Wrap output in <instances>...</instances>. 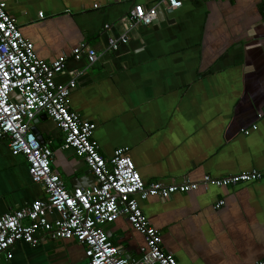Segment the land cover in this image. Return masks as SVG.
<instances>
[{
  "label": "crops",
  "instance_id": "crops-1",
  "mask_svg": "<svg viewBox=\"0 0 264 264\" xmlns=\"http://www.w3.org/2000/svg\"><path fill=\"white\" fill-rule=\"evenodd\" d=\"M156 1L6 0V12L41 60L70 55L81 44L103 52L93 65L69 58L55 81L65 84L79 72L69 108L96 125L93 141L105 159L127 148L145 183L167 185L263 170L264 119H257L264 108L262 0H185L179 9H159L152 25L131 29L116 52H104L108 37L126 31L123 19L134 4ZM38 117L32 126L53 151L52 168L66 188L91 187L95 180L83 160L62 149L51 119ZM44 197L23 156H13L0 138V217ZM139 206L178 264L264 259V180L201 186ZM104 230L120 256L141 257L144 239L125 217ZM11 250L3 264H86L75 240L19 242Z\"/></svg>",
  "mask_w": 264,
  "mask_h": 264
},
{
  "label": "built area",
  "instance_id": "built-area-1",
  "mask_svg": "<svg viewBox=\"0 0 264 264\" xmlns=\"http://www.w3.org/2000/svg\"><path fill=\"white\" fill-rule=\"evenodd\" d=\"M183 1L157 0L148 7L134 4L123 19L126 31L108 37L104 52H116L127 44L131 29L152 25L159 9H179ZM102 54L81 44L70 55L61 54L54 61L39 59L34 44L22 35L15 18L6 12V0H0V138L7 140L13 156H23L32 183L40 185L45 194L44 199L0 217V264L2 259H12L11 249L16 243L36 246L58 239L75 240L83 246L86 264H178L172 254L163 250L160 231L145 217L139 201L150 197L169 199L173 194L193 192L201 186L227 188L264 180V169H253L218 178L206 175L198 182L145 183L127 155V148H117L105 159L93 141L96 125L69 108L79 72L65 84L55 81L69 58L84 59L93 65ZM42 114L62 133V149L73 150L88 167L95 180L91 187L68 190L52 168L53 151L40 143L31 130L33 121ZM257 119H264V108ZM255 129L253 125L250 130ZM241 132L248 135L249 129ZM223 205L221 200L216 208ZM120 217H125L144 239L145 249L139 258L120 256L104 230L105 225ZM252 264H264V259Z\"/></svg>",
  "mask_w": 264,
  "mask_h": 264
},
{
  "label": "water",
  "instance_id": "water-1",
  "mask_svg": "<svg viewBox=\"0 0 264 264\" xmlns=\"http://www.w3.org/2000/svg\"><path fill=\"white\" fill-rule=\"evenodd\" d=\"M38 119H40V117H38L37 118V120ZM34 123V122H33ZM32 132L37 136V139H38V141L40 142V143H43L44 141H43V139L40 137V136H38L37 134H38V130L36 129V127L35 126H32Z\"/></svg>",
  "mask_w": 264,
  "mask_h": 264
}]
</instances>
